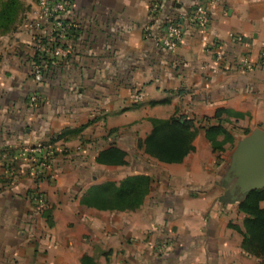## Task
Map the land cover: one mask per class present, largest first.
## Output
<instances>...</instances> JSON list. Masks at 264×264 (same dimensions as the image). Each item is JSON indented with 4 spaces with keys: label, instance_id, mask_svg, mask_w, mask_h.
I'll list each match as a JSON object with an SVG mask.
<instances>
[{
    "label": "crops",
    "instance_id": "crops-1",
    "mask_svg": "<svg viewBox=\"0 0 264 264\" xmlns=\"http://www.w3.org/2000/svg\"><path fill=\"white\" fill-rule=\"evenodd\" d=\"M150 3L71 0L69 53L48 60L39 83L32 75L33 33L0 36V264H263L242 247L244 215L225 175L242 138L264 130V0H166L152 16ZM196 5L209 18L208 42L186 21ZM176 16L184 21L183 38L170 52L160 38ZM231 32L245 41L232 42ZM214 41L225 56L221 65ZM244 56L253 70L239 64ZM33 93L42 100L31 103ZM172 118L193 120L198 129L194 150L178 163L140 147L152 119ZM218 124L230 139L219 136L223 150L214 152L206 129ZM130 130L134 147L163 174L145 167V159L118 179L85 172L89 159L99 169L128 165ZM48 139L70 150L54 163L66 176L37 185L30 176L12 181L4 174L6 151ZM110 146L127 153L126 165L96 162ZM133 175L151 177L139 208L100 210L81 202L92 186ZM38 186L45 207L31 201Z\"/></svg>",
    "mask_w": 264,
    "mask_h": 264
},
{
    "label": "trees",
    "instance_id": "trees-1",
    "mask_svg": "<svg viewBox=\"0 0 264 264\" xmlns=\"http://www.w3.org/2000/svg\"><path fill=\"white\" fill-rule=\"evenodd\" d=\"M17 0H0V34L14 29ZM38 58V56H37ZM221 112L217 114L219 116ZM153 130L140 142L145 152L151 157L166 163H178L194 150L192 144L198 131L193 120L152 119ZM230 139L227 131L220 124L209 126L206 137L212 144L214 152L223 150V141L219 136ZM127 153L116 146H110L99 152L96 162L101 165H126ZM151 189L149 175L128 176L119 183L108 182L92 186L82 197L81 202L100 210H135L145 201ZM264 188L255 189L245 194L238 205L239 213L244 215L241 232L243 249L250 255L258 257L264 264ZM232 227H237L230 224Z\"/></svg>",
    "mask_w": 264,
    "mask_h": 264
},
{
    "label": "built area",
    "instance_id": "built-area-1",
    "mask_svg": "<svg viewBox=\"0 0 264 264\" xmlns=\"http://www.w3.org/2000/svg\"><path fill=\"white\" fill-rule=\"evenodd\" d=\"M166 0H151L149 10L150 15L158 13ZM71 6V0H36V4L31 7L29 15L25 18L26 25L33 33L35 48L37 51L38 61L32 66V75L34 81L39 83L44 80L46 63L50 59H59L67 57L69 53L68 40L74 25L68 22L65 14ZM188 24L194 27L208 42L206 30L208 28L209 18L206 10L201 5H196L189 17ZM184 21L180 16L170 18L165 26L164 34L160 38V44L170 52H174L183 38ZM230 40L234 43H243L245 36L243 34L231 32ZM214 47L215 61L221 65L225 56L220 49H216L217 43L210 42ZM264 60V47L261 52ZM239 64L246 70H253L256 64L248 57L244 56L239 60ZM42 100V96L33 93L30 96V102L36 103ZM54 144V143H53ZM53 144L34 143L23 144L9 152L10 161L6 164L11 179L15 180L17 174V164L29 166L33 172L37 171L40 175L44 173L54 155L57 153ZM19 161V162H16ZM45 196L39 190L31 192V201L46 206Z\"/></svg>",
    "mask_w": 264,
    "mask_h": 264
},
{
    "label": "rangeland",
    "instance_id": "rangeland-1",
    "mask_svg": "<svg viewBox=\"0 0 264 264\" xmlns=\"http://www.w3.org/2000/svg\"><path fill=\"white\" fill-rule=\"evenodd\" d=\"M4 1H11V0H4ZM13 3L16 4L15 5L16 7H19L18 11L16 13V19H15L16 21H15L14 29L12 31L7 32V33L1 32L0 36H7L11 32H15L17 30H21V31H29L30 30V28L26 25L25 18L27 16V14L29 15V12L31 11V7L36 4V0H17L16 2H13ZM133 131L130 130L129 135H128V144H127L129 147L128 148V156H129L128 165L120 167V168H101V169H99V168L95 167V165L89 159V160H87L86 167H84L85 172H87L88 170L89 171L91 170L92 171L91 173L100 171L101 173H104L105 175H107L106 177H104V180H109V179H114V178L118 179V178H121L122 176L134 174L135 166H134V168L131 167L133 161L139 160V162H141V160L145 159V157L143 156V153H141L140 148L138 149V148L134 147L137 144H136V139H134L135 135L133 134L135 131L134 132ZM41 143L53 144L54 142H51V140L48 139V140H45ZM52 146H54L56 148L55 150L57 151V153L52 158L51 162L49 163L47 170L44 173H41L40 175H38L39 173L37 171H35V172L32 171L29 173L18 171L16 174V177H15V180H13V179H11V180L17 181L20 178L30 176V178L36 180V184L39 185L40 180L41 181L47 180L50 183H54V182H56L57 178H59V177L61 178V176L62 177L66 176L67 175L66 173H64L62 171H58V168H55L54 163H55V160L61 158L62 156H65V154H68L70 150L67 147H64L63 145H60L58 143H54ZM63 147H64V149H63ZM66 149H67V152H64V150H66ZM9 152H10V150L6 151V153H5L6 156H5V158H3L6 162H7V155L9 156ZM8 160H10V158ZM145 160H146L145 167L160 170L161 173L163 174V170H161L158 167H154V165H153L154 163L150 159L147 158ZM16 162H19V161H16ZM20 164H21V162H19L17 164L18 169H20L19 168ZM82 168L83 167H80L79 170H81ZM6 169L7 168L4 169V174L7 175L6 171L8 169L7 170ZM73 174L74 175L76 174L75 170H74ZM34 189L39 190L40 192H42L44 194V192L40 189L39 186L37 188H34ZM44 196H45V194H44ZM45 198H46V196H45ZM45 200H46V206H47V204H49V203H48L47 199H45Z\"/></svg>",
    "mask_w": 264,
    "mask_h": 264
},
{
    "label": "water",
    "instance_id": "water-1",
    "mask_svg": "<svg viewBox=\"0 0 264 264\" xmlns=\"http://www.w3.org/2000/svg\"><path fill=\"white\" fill-rule=\"evenodd\" d=\"M225 179L232 183L233 200H242L246 193L264 188V130L254 129L236 146Z\"/></svg>",
    "mask_w": 264,
    "mask_h": 264
}]
</instances>
